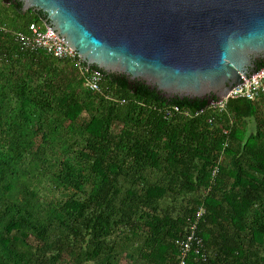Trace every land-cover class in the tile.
Masks as SVG:
<instances>
[{
  "label": "trees",
  "instance_id": "trees-1",
  "mask_svg": "<svg viewBox=\"0 0 264 264\" xmlns=\"http://www.w3.org/2000/svg\"><path fill=\"white\" fill-rule=\"evenodd\" d=\"M22 5L0 0V264H177L200 207L188 264H264V98L220 112L97 65L91 91L22 49L14 32L49 21Z\"/></svg>",
  "mask_w": 264,
  "mask_h": 264
},
{
  "label": "water",
  "instance_id": "water-1",
  "mask_svg": "<svg viewBox=\"0 0 264 264\" xmlns=\"http://www.w3.org/2000/svg\"><path fill=\"white\" fill-rule=\"evenodd\" d=\"M20 1L24 12H45L88 66L167 99L218 102L264 67V0Z\"/></svg>",
  "mask_w": 264,
  "mask_h": 264
},
{
  "label": "built area",
  "instance_id": "built-area-1",
  "mask_svg": "<svg viewBox=\"0 0 264 264\" xmlns=\"http://www.w3.org/2000/svg\"><path fill=\"white\" fill-rule=\"evenodd\" d=\"M0 30H6L5 26L0 24ZM14 36L24 50L37 51L39 49H43L48 54L56 58L71 60L83 74H87L85 86L91 91L97 93L103 92V73L99 70H93L89 66L83 65V60L79 53L72 47L68 46L65 39L46 23L44 26L38 23H32L30 24L28 31H16L14 32ZM242 77L245 81L240 86L233 87L220 101L213 102L209 104V106L220 112H227V104L231 99L246 98L250 100H258L260 98H264V67L252 77L246 79L243 74ZM107 97L109 99H113L112 96ZM167 111L180 113L186 116L192 115L188 109L182 107L178 108L177 105L170 106ZM232 122L233 119L229 115V123ZM224 133L229 134V129H226ZM225 146H227V142L224 143V147ZM223 154V152L220 154L218 164L222 161ZM218 167V165L214 167L212 172L213 176L217 174ZM204 212L205 209L200 207L197 211L196 219H200ZM197 220L191 224L190 232L186 234V237L177 241L181 249L177 264H188V257L193 250L199 254V256H203L204 258L206 256V254L202 251L203 249H201L203 241L198 235Z\"/></svg>",
  "mask_w": 264,
  "mask_h": 264
},
{
  "label": "flooded vegetation",
  "instance_id": "flooded-vegetation-1",
  "mask_svg": "<svg viewBox=\"0 0 264 264\" xmlns=\"http://www.w3.org/2000/svg\"><path fill=\"white\" fill-rule=\"evenodd\" d=\"M262 61H263V60H262ZM262 61H258L257 64L259 65V63L262 62Z\"/></svg>",
  "mask_w": 264,
  "mask_h": 264
}]
</instances>
